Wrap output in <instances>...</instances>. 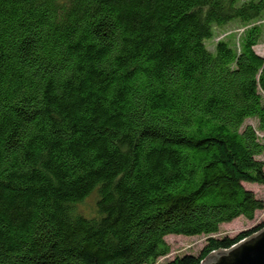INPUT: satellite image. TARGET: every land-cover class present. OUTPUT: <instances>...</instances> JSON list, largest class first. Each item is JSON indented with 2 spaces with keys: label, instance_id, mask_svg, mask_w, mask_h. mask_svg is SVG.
Segmentation results:
<instances>
[{
  "label": "trees",
  "instance_id": "obj_1",
  "mask_svg": "<svg viewBox=\"0 0 264 264\" xmlns=\"http://www.w3.org/2000/svg\"><path fill=\"white\" fill-rule=\"evenodd\" d=\"M263 20L264 0H0V264H152L206 234L168 263L201 264L262 229L215 236L264 211Z\"/></svg>",
  "mask_w": 264,
  "mask_h": 264
},
{
  "label": "rangeland",
  "instance_id": "obj_2",
  "mask_svg": "<svg viewBox=\"0 0 264 264\" xmlns=\"http://www.w3.org/2000/svg\"><path fill=\"white\" fill-rule=\"evenodd\" d=\"M239 19H232L224 24H214L213 32L214 37H209L206 40L207 46L210 49L215 50V43L221 38H228L229 33L234 31V33H241L244 30V25L238 21ZM216 26V29H215ZM264 27V20H263ZM216 32V34H215ZM255 50L264 56V33L259 44L255 46ZM250 123L255 127H258V120L256 118H248L245 121V124ZM259 136L264 142V132L259 131ZM264 160V153L260 156ZM245 185L252 189L256 195L264 200V184L258 183H245ZM97 199L98 193L94 191L90 196H88L83 202L78 204V210L82 213L91 216L96 214L97 210ZM264 219V211L258 210L255 213L253 219H248L244 216H241L231 222L222 223L220 225L219 231L215 236H235L243 230H248L250 228L258 226ZM208 235H194V236H185V235H176L170 234L165 237V242L169 246V252L163 256H160L152 264H168L170 261L174 260L176 257H182L186 254L198 255L207 241Z\"/></svg>",
  "mask_w": 264,
  "mask_h": 264
},
{
  "label": "water",
  "instance_id": "obj_3",
  "mask_svg": "<svg viewBox=\"0 0 264 264\" xmlns=\"http://www.w3.org/2000/svg\"><path fill=\"white\" fill-rule=\"evenodd\" d=\"M201 264H264V227L228 249L213 251Z\"/></svg>",
  "mask_w": 264,
  "mask_h": 264
}]
</instances>
